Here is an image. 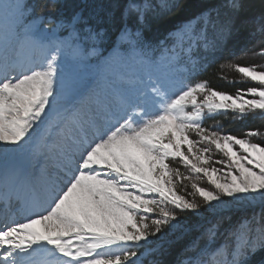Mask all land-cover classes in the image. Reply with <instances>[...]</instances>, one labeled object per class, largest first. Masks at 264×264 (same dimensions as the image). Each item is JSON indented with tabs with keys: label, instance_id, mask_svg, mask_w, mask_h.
I'll use <instances>...</instances> for the list:
<instances>
[{
	"label": "snow or ice",
	"instance_id": "1",
	"mask_svg": "<svg viewBox=\"0 0 264 264\" xmlns=\"http://www.w3.org/2000/svg\"><path fill=\"white\" fill-rule=\"evenodd\" d=\"M57 4L0 0V264H163L169 237L194 227L177 264H250L264 250V130L205 121H264V64L233 63L264 57V12L219 0L153 43L148 19L179 0H113L114 31L43 15ZM241 29L261 46L220 64L241 79L219 78L254 86L193 82ZM205 214L207 227L187 222Z\"/></svg>",
	"mask_w": 264,
	"mask_h": 264
},
{
	"label": "trees",
	"instance_id": "2",
	"mask_svg": "<svg viewBox=\"0 0 264 264\" xmlns=\"http://www.w3.org/2000/svg\"><path fill=\"white\" fill-rule=\"evenodd\" d=\"M123 2V0H121ZM154 2H160V0H154ZM171 3L173 0H167ZM31 3H36L39 5L41 0H31ZM113 3V0H58V4L55 11H45L44 16H51L56 20H69L74 14L80 13L88 22L93 26H99L114 31V26L109 20L107 12L109 5ZM219 0H179V8L172 12H162L158 16L150 17L147 21V27L144 29L145 39L156 43L163 40L169 32L174 30L179 24L183 23L186 20H189L194 15L198 14L201 11L206 10L207 8L218 4ZM264 12V2L262 0H245V11L242 14L243 18L256 17ZM100 18L101 23L97 25V18ZM213 33L211 29L209 30V37L212 38ZM261 38V37H260ZM257 40L251 39L248 34L247 29H241L240 31L234 32L231 36L224 37L221 39L220 49L215 54V62L212 63L208 71L203 72L196 76L197 80L207 79L210 81L213 87H216L220 90L227 91L229 93H235L238 88H247L248 86L241 85L239 83H228L226 80L220 79L219 74L223 73L229 78V67L225 66L223 69L220 68V64L231 59V53L239 52L242 47H248L249 50L254 49ZM207 53H205L206 55ZM250 59H246L245 56L240 59L233 60V63L236 64H252L248 63ZM219 120L223 129L226 132L238 134L239 132L247 131L252 128L259 127L264 130V123L257 125L259 122L250 121L249 123H244L243 127L234 123L231 117L228 115L227 118L224 116L214 117L212 120H206V125H215L216 121ZM187 191H191L190 187ZM231 222L235 224L242 217L246 216L237 212V214L229 213ZM209 218L205 214L203 219ZM206 218V219H207ZM190 225H196L198 222L197 218L189 216L187 221ZM203 227L206 226L205 222L199 223ZM224 230L229 227V224L225 222L223 224ZM203 227L200 229L203 230ZM199 235V231L193 228V230L186 236L181 239H176V237L169 238V240L174 241L171 246L168 248V251L158 257L163 261V264H177L178 259L184 249V247L196 236ZM217 244H219L217 242ZM151 259V257H149ZM254 264H264V250H259L253 255L250 259ZM147 264V261L145 262Z\"/></svg>",
	"mask_w": 264,
	"mask_h": 264
},
{
	"label": "rangeland",
	"instance_id": "3",
	"mask_svg": "<svg viewBox=\"0 0 264 264\" xmlns=\"http://www.w3.org/2000/svg\"><path fill=\"white\" fill-rule=\"evenodd\" d=\"M261 39H262V38H260V37H256L257 42H256V44H255L254 49L249 50L250 52H251V51H255V50H257V49L261 46V44L258 43V41L261 40ZM202 51H203V49H201V53H200L201 55H202ZM245 58H246V59H250L248 63H252V64H264V57L247 55V56H245ZM229 70H230V72H229V78H228V80H239V79H241L239 73H237L235 70H233V69H231V68H229ZM193 82H195V81L193 80ZM229 84H230V83H229ZM239 84L244 85V86L247 85L248 87H249V86H254V85H251L250 82L239 83ZM228 115H229V116L231 117V119H232V114L229 113ZM218 117H219V116H218ZM230 121H231V122L234 121V123H237V125L240 126V127H243V125H244V123L241 122V121H239V120H233V119H232V120H230ZM250 121H257V122H259V123L257 124L258 126L261 125L262 122L264 123V121L254 120V119H252L251 117H249L247 122L249 123ZM209 125H211V124H209ZM212 126H215V125H212ZM223 130H224V129H223ZM224 131H225V130H224ZM225 132H226V131H225ZM242 133H243V131L239 132L238 134H242ZM253 139L256 140V142H258V143H264V137H261V138H259V139H257V138H253ZM173 166L179 167L180 165H179V163L177 162V163H175ZM181 171H186V169L181 168ZM184 183L187 184V181H185ZM202 186H207L206 181H203ZM190 190H191V188H190ZM252 211H253V209H248V210H246V211L233 210V211H231L230 213H231V214H237V212H240L241 214L251 215V214H252ZM255 211H259V208L257 207V208L255 209ZM192 217L197 218V220H198L199 223H201V222L204 221L205 224H206L205 227H207V219H211V217H209V216H208L209 218L206 217L207 219H206V218L203 219L202 217H196V216H192ZM220 231H221V232L224 231V226H223V225H221V227H220ZM172 237H174V236H170L169 238H172ZM222 240H223V237H220V239H218L217 242L220 243V242H222ZM250 264H254V263L250 261Z\"/></svg>",
	"mask_w": 264,
	"mask_h": 264
}]
</instances>
